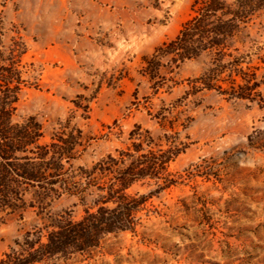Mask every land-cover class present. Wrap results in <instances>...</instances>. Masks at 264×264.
Wrapping results in <instances>:
<instances>
[{"label":"rangeland","instance_id":"obj_1","mask_svg":"<svg viewBox=\"0 0 264 264\" xmlns=\"http://www.w3.org/2000/svg\"><path fill=\"white\" fill-rule=\"evenodd\" d=\"M193 1L0 0V52L23 80L12 122L34 117L41 144L80 130L74 167L124 147L137 125L179 150L173 185L153 192L134 233L42 264H264V9L221 53L173 63L156 51ZM21 198L42 200L31 187ZM53 200L59 210L74 199ZM35 218L28 206L0 213V258Z\"/></svg>","mask_w":264,"mask_h":264},{"label":"trees","instance_id":"obj_2","mask_svg":"<svg viewBox=\"0 0 264 264\" xmlns=\"http://www.w3.org/2000/svg\"><path fill=\"white\" fill-rule=\"evenodd\" d=\"M262 9L264 0H194L189 18L156 54L177 63L209 50L221 53L228 39ZM143 62L148 77H155L160 67L157 56ZM22 83L19 61L0 52V213L28 206L36 217L8 245L0 264L65 261L92 252L109 236L134 233L153 192L173 185L168 166L179 150L167 137L162 141L137 125L124 147L89 167H74L80 130L53 134L49 143L41 144V126L34 117L12 122ZM151 184L155 190L138 191ZM29 187L42 200L25 205L21 194ZM61 196L74 200L53 210L58 201L53 199Z\"/></svg>","mask_w":264,"mask_h":264}]
</instances>
